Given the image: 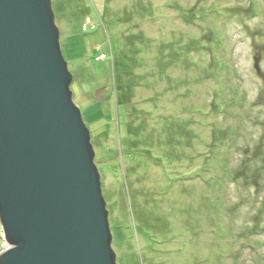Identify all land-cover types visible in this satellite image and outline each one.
<instances>
[{"label":"rangeland","instance_id":"374dc122","mask_svg":"<svg viewBox=\"0 0 264 264\" xmlns=\"http://www.w3.org/2000/svg\"><path fill=\"white\" fill-rule=\"evenodd\" d=\"M50 2L115 264H264V0Z\"/></svg>","mask_w":264,"mask_h":264},{"label":"water","instance_id":"95a60500","mask_svg":"<svg viewBox=\"0 0 264 264\" xmlns=\"http://www.w3.org/2000/svg\"><path fill=\"white\" fill-rule=\"evenodd\" d=\"M71 82L50 0H0V264H115Z\"/></svg>","mask_w":264,"mask_h":264},{"label":"trees","instance_id":"16d2710c","mask_svg":"<svg viewBox=\"0 0 264 264\" xmlns=\"http://www.w3.org/2000/svg\"><path fill=\"white\" fill-rule=\"evenodd\" d=\"M203 169H204V167H197L195 170H194V172H189L188 174H187V178H189V177H192V176H197L198 178H200V179H203V180H206V175H205V172L203 171Z\"/></svg>","mask_w":264,"mask_h":264},{"label":"flooded vegetation","instance_id":"af4514ba","mask_svg":"<svg viewBox=\"0 0 264 264\" xmlns=\"http://www.w3.org/2000/svg\"><path fill=\"white\" fill-rule=\"evenodd\" d=\"M260 60H261V56H259V58H258V63L260 62ZM258 66H259V64H258ZM255 71L258 74V76L262 77L263 80H264V71H263V69L261 67H259V71H257V70H255Z\"/></svg>","mask_w":264,"mask_h":264},{"label":"built area","instance_id":"2783aa9c","mask_svg":"<svg viewBox=\"0 0 264 264\" xmlns=\"http://www.w3.org/2000/svg\"><path fill=\"white\" fill-rule=\"evenodd\" d=\"M101 58H103V55H101ZM3 241H4V238H3ZM6 244V241L2 243V247H1V250H0V253L5 251L9 245Z\"/></svg>","mask_w":264,"mask_h":264},{"label":"bare ground","instance_id":"6f19581e","mask_svg":"<svg viewBox=\"0 0 264 264\" xmlns=\"http://www.w3.org/2000/svg\"><path fill=\"white\" fill-rule=\"evenodd\" d=\"M101 55H103V54H101ZM256 70V69H255Z\"/></svg>","mask_w":264,"mask_h":264}]
</instances>
